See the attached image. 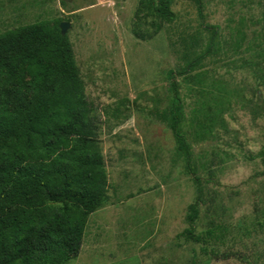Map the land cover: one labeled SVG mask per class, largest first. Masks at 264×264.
I'll return each mask as SVG.
<instances>
[{"label":"rangeland","instance_id":"rangeland-1","mask_svg":"<svg viewBox=\"0 0 264 264\" xmlns=\"http://www.w3.org/2000/svg\"><path fill=\"white\" fill-rule=\"evenodd\" d=\"M142 1L0 0V35L69 24L98 123L108 201L90 215L69 264H264V0H200L201 13L196 0H175V21L153 38L147 33L159 21L138 13ZM208 48L198 67L174 79L193 175L168 120L169 73ZM200 84H213L222 102L204 137L195 123ZM195 178L203 189L197 233L221 224L220 241L183 236Z\"/></svg>","mask_w":264,"mask_h":264},{"label":"trees","instance_id":"trees-1","mask_svg":"<svg viewBox=\"0 0 264 264\" xmlns=\"http://www.w3.org/2000/svg\"><path fill=\"white\" fill-rule=\"evenodd\" d=\"M173 1L141 2L138 13L145 11L159 21L156 31L147 33L149 38L175 21ZM61 23L36 22L0 35V264H69L80 254L90 215L108 201L98 123ZM209 54L210 48L189 60L182 72L169 73L168 120L193 175L174 79L187 75ZM200 85L205 98L196 109L195 123L197 136L204 137L222 102L213 84ZM195 181L198 196L188 207L189 227L183 236L194 243L220 241L225 229L221 224L197 233L203 189Z\"/></svg>","mask_w":264,"mask_h":264},{"label":"water","instance_id":"water-1","mask_svg":"<svg viewBox=\"0 0 264 264\" xmlns=\"http://www.w3.org/2000/svg\"><path fill=\"white\" fill-rule=\"evenodd\" d=\"M64 1H69V0H64ZM68 27H69L68 23H61V30L64 34L66 33Z\"/></svg>","mask_w":264,"mask_h":264}]
</instances>
